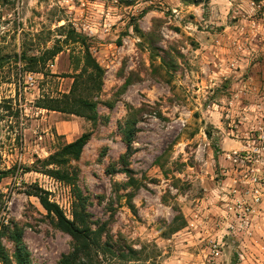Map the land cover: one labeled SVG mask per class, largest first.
I'll return each instance as SVG.
<instances>
[{
    "label": "rangeland",
    "instance_id": "1",
    "mask_svg": "<svg viewBox=\"0 0 264 264\" xmlns=\"http://www.w3.org/2000/svg\"><path fill=\"white\" fill-rule=\"evenodd\" d=\"M248 2L0 0V56L8 62L0 69V170L16 168L0 184V219L9 233L22 232L32 264H59L72 238L26 193L38 185L71 220L75 203L74 188L38 161L84 133L91 139L68 169L89 200L93 228L107 223L115 240L145 251L127 264H264V222L244 242L225 237L215 262L207 257L211 240L225 234L218 226L225 196L245 188V169L227 159L243 149L229 135L242 119L227 115L231 88L242 76L264 78V42L241 35L234 19ZM70 31L103 68L101 92L86 83L85 49ZM54 48L57 57L34 72L17 63L23 53ZM76 81V96L98 103L96 121L68 113L64 96ZM131 115L127 154L120 128ZM177 216L186 227L172 234ZM0 242L15 263L14 241L0 235Z\"/></svg>",
    "mask_w": 264,
    "mask_h": 264
},
{
    "label": "trees",
    "instance_id": "2",
    "mask_svg": "<svg viewBox=\"0 0 264 264\" xmlns=\"http://www.w3.org/2000/svg\"><path fill=\"white\" fill-rule=\"evenodd\" d=\"M68 38L75 43L80 42L83 45L85 53L80 63L82 61L84 63L82 71L84 75L88 74L86 83L91 84V90L101 92L104 70L92 56L89 49L90 46H88L85 38L76 34L74 31L69 32ZM60 52V49L54 48L52 50H46L40 56L32 57H28L27 54L23 53L21 56H17V63L25 65L28 71L34 72L38 66L45 67ZM7 63V60L0 56V69H3ZM257 79L262 80L263 78L258 76ZM78 87V82L76 81L71 93L64 96L65 102L72 104L73 107L68 113L80 117H88V119L96 121L99 116L97 112L98 103L87 98L77 97ZM8 109L11 108L9 107ZM136 124L137 120L135 116L131 115L125 121L124 126L120 128L127 146V154L132 150ZM90 139L91 134L84 133L75 141L64 144L57 153L51 155L48 159L42 162L38 161L46 169L44 173L74 188L75 203L72 220L66 216L58 204L50 200L49 193L38 185H33L31 190L26 194L30 197L37 198L48 216L54 220L55 225L72 238L71 250L62 256L59 264H102V261L105 259L116 261L120 264L140 261V255L144 254L145 251L135 250L123 236L115 240L112 237V233H110L107 223L102 224L96 229L93 228L94 223L87 210L89 200L83 195L80 189L76 188L77 174L70 175L68 167L73 160L78 161L80 159ZM26 170L29 172L38 171L35 167L27 168ZM14 174H16V168L5 171L0 170V184L11 175L14 176ZM1 195L0 190V206L2 205ZM185 227L186 222L183 220V217H175L171 226L172 234L179 232ZM0 231V235L2 237L8 235L9 239L14 241L16 247L14 263L6 248L0 242V262L3 264H32L29 252L22 241V232L15 229L14 233H9L10 226L2 219H0Z\"/></svg>",
    "mask_w": 264,
    "mask_h": 264
},
{
    "label": "built area",
    "instance_id": "3",
    "mask_svg": "<svg viewBox=\"0 0 264 264\" xmlns=\"http://www.w3.org/2000/svg\"><path fill=\"white\" fill-rule=\"evenodd\" d=\"M231 1L244 3V0ZM247 5V10L234 16V19H241L237 29L241 35L264 42V0H249ZM244 25L249 29L248 32H245ZM238 79H235L231 88L226 112L233 119L242 118L241 121L231 122L229 135L239 140L243 149L227 154V159L245 169L240 179L245 188L232 190L231 196L224 198V209L218 218V226L225 234L219 241L211 240L207 255L210 262L221 257V245L225 237L232 236L244 242L264 222V78L259 80L242 76ZM29 81L33 83L34 78L30 76ZM244 102H249V105Z\"/></svg>",
    "mask_w": 264,
    "mask_h": 264
},
{
    "label": "crops",
    "instance_id": "4",
    "mask_svg": "<svg viewBox=\"0 0 264 264\" xmlns=\"http://www.w3.org/2000/svg\"><path fill=\"white\" fill-rule=\"evenodd\" d=\"M221 143H223V142L221 141Z\"/></svg>",
    "mask_w": 264,
    "mask_h": 264
}]
</instances>
